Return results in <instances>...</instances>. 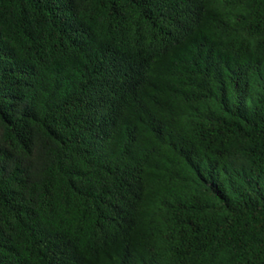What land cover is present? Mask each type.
<instances>
[{
	"label": "trees",
	"instance_id": "trees-1",
	"mask_svg": "<svg viewBox=\"0 0 264 264\" xmlns=\"http://www.w3.org/2000/svg\"><path fill=\"white\" fill-rule=\"evenodd\" d=\"M0 264H264V0H0Z\"/></svg>",
	"mask_w": 264,
	"mask_h": 264
}]
</instances>
